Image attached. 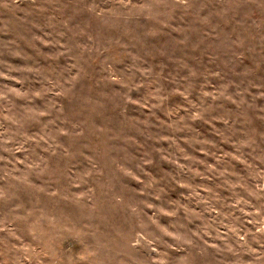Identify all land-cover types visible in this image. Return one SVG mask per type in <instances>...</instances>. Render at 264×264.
Instances as JSON below:
<instances>
[{
	"label": "rangeland",
	"instance_id": "rangeland-1",
	"mask_svg": "<svg viewBox=\"0 0 264 264\" xmlns=\"http://www.w3.org/2000/svg\"><path fill=\"white\" fill-rule=\"evenodd\" d=\"M0 264H264V0H0Z\"/></svg>",
	"mask_w": 264,
	"mask_h": 264
}]
</instances>
